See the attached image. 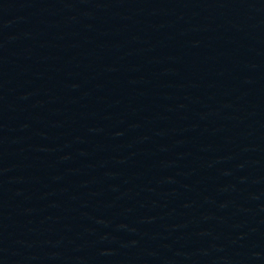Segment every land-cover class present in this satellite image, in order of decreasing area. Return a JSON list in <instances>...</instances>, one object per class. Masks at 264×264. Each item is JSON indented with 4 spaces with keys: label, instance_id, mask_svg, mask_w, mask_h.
<instances>
[{
    "label": "water",
    "instance_id": "1",
    "mask_svg": "<svg viewBox=\"0 0 264 264\" xmlns=\"http://www.w3.org/2000/svg\"><path fill=\"white\" fill-rule=\"evenodd\" d=\"M0 264H264V0H0Z\"/></svg>",
    "mask_w": 264,
    "mask_h": 264
}]
</instances>
